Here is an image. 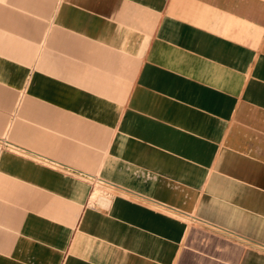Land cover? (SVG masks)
Listing matches in <instances>:
<instances>
[{
    "label": "crops",
    "instance_id": "1",
    "mask_svg": "<svg viewBox=\"0 0 264 264\" xmlns=\"http://www.w3.org/2000/svg\"><path fill=\"white\" fill-rule=\"evenodd\" d=\"M230 234L264 246V0H0V264H264Z\"/></svg>",
    "mask_w": 264,
    "mask_h": 264
},
{
    "label": "built area",
    "instance_id": "2",
    "mask_svg": "<svg viewBox=\"0 0 264 264\" xmlns=\"http://www.w3.org/2000/svg\"><path fill=\"white\" fill-rule=\"evenodd\" d=\"M198 223H202L201 221H197ZM232 235V237H234L235 239L238 240V242H240L241 244L243 245H246L248 247H251V248H254L256 249L257 251H260L262 253H264V246L259 244V243H256L252 240H249L247 238H244L242 236H238V235H235V234H230Z\"/></svg>",
    "mask_w": 264,
    "mask_h": 264
}]
</instances>
